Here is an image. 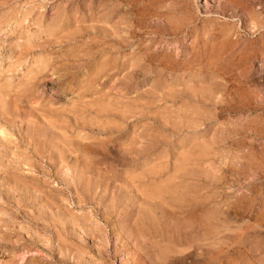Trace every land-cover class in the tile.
<instances>
[{
	"label": "rangeland",
	"instance_id": "1",
	"mask_svg": "<svg viewBox=\"0 0 264 264\" xmlns=\"http://www.w3.org/2000/svg\"><path fill=\"white\" fill-rule=\"evenodd\" d=\"M152 1L0 0V264H144L150 254L140 223L146 209L123 203L134 195L124 185L127 178L159 185L152 178L168 171L180 151L200 157L196 168L205 187L223 194L224 204L241 207L237 214L227 210L230 222L236 220L228 226L239 232L227 243L236 246L237 254L229 253L237 259L225 242L210 264H242L249 256L245 264H264V25L246 15L251 8L263 17L264 0ZM65 10L68 25L91 31L104 25L110 37V30L128 36L127 20L137 17L134 44L108 57L117 74H96L106 43L89 50L50 25ZM203 168L208 173L202 175ZM246 229L253 230L250 239Z\"/></svg>",
	"mask_w": 264,
	"mask_h": 264
},
{
	"label": "bare ground",
	"instance_id": "2",
	"mask_svg": "<svg viewBox=\"0 0 264 264\" xmlns=\"http://www.w3.org/2000/svg\"><path fill=\"white\" fill-rule=\"evenodd\" d=\"M152 1V0H151ZM151 1L149 0V4L148 5H150L151 4ZM159 1V0H158ZM175 1V0H174ZM177 1V0H176ZM183 1V0H182ZM235 1V0H234ZM242 1H244V0H242ZM140 2H141V0H140ZM139 2V4H142V3H140ZM145 2V1H144ZM153 2V1H152ZM155 2V1H154ZM163 3L165 2V1H162ZM173 5H175L172 1H170ZM184 2V1H183ZM182 2V3H183ZM237 2V1H236ZM130 3V2H129ZM136 3H138L137 1H136ZM167 3H169V2H167ZM178 3H181L179 0H178ZM143 4H147V1H146V3H143ZM154 4H156V3H154ZM158 4V3H157ZM160 4H161V2H160ZM159 4V5H160ZM171 4V5H172ZM177 4V3H176ZM185 4V3H184ZM243 5H245L244 3H242ZM247 4V3H246ZM163 5V4H162ZM166 4L164 3V5H163V7H162V9L163 8H166V6H165ZM240 5H241V3H240ZM249 5V4H248ZM138 6V5H137ZM143 6V8H144V5H142ZM153 6V5H152ZM155 6V5H154ZM158 6V5H157ZM176 6V5H175ZM251 6V5H250ZM136 7V6H135ZM146 7V6H145ZM156 7V6H155ZM159 7V6H158ZM180 7V6H179ZM178 7V8H179ZM183 7V6H182ZM185 7V6H184ZM183 7V8H184ZM242 7V6H241ZM248 7V6H247ZM92 8V7H91ZM99 8V7H98ZM140 8V7H139ZM138 8V9H139ZM150 8V7H149ZM167 8H168V6H167ZM169 8H170V6H169ZM183 8H181L182 10H183ZM188 8V7H187ZM246 8V7H245ZM94 9V8H93ZM142 9V8H141ZM148 9V8H147ZM157 9V8H156ZM159 9H161L160 7H159ZM159 9H157L158 11H159ZM162 9H161V11H162ZM172 9H173V7H172ZM90 10H92V9H90ZM137 10V9H136ZM144 10L145 11H147L146 10V8H144ZM153 10V9H152ZM168 10V9H167ZM247 10H248V8H247ZM156 11V10H155ZM184 11V10H183ZM185 11H186V9H185ZM188 11L189 10H187L186 12L188 13ZM258 11V10H257ZM93 12V11H92ZM147 12H149V11H147ZM157 12V11H156ZM177 12H178V10H177ZM247 13H246V15L248 14V16L251 18V20H252V18H255L256 20H258V24H260L261 23V25L263 24L264 25V16L263 17H261V15H260V13L259 12H256L255 10H252L251 8H249V10L248 11H246ZM91 13V12H90ZM136 13V12H135ZM138 13V12H137ZM151 13V15H152V12H150ZM154 14H155V12H153ZM163 13V12H162ZM167 13V12H166ZM170 13L171 12H169V17H171L170 16ZM179 13V12H178ZM177 13V14H178ZM186 13V14H187ZM245 13V12H244ZM93 14V13H92ZM92 14H90V15H92ZM139 15H140V12L138 13ZM142 14V13H141ZM143 14H144V12H143ZM142 14V15H143ZM147 14V13H146ZM153 14V15H154ZM157 14V13H156ZM165 14V13H164ZM172 14H174V13H172ZM176 13L174 14V17H175V15H177ZM184 14H185V12H184ZM189 14V13H188ZM191 14V13H190ZM60 16H58V17H56L55 19H54V22L52 21V23L50 24V25H52V26H57L58 28H59V30H57L58 32L59 31H65V37L67 38V39H69V40H80L85 46L84 47H87V48H89V50H92V49H90L91 47H94V46H99L100 44H104V43H106L107 44V47H104L102 50V54L101 55H99V56H101L100 58H104L103 60L104 61H102V59H100L101 60V62L99 61V67H98V69H100V70H98V71H96L97 69H95V71H96V74H97V72L99 73V72H103V73H105V76H113V75H115V74H117V73H114V71L116 70V69H114V68H116L115 66L113 67L112 65H110L111 67H109V62L112 64V62L114 61H112V59H113V55L115 54H113L112 53V51H115V52H117V51H119V50H121V48L120 47H122V48H125V47H127L128 46V43H131V44H134L132 41H130L131 40V38L133 37V38H135L134 36V33H135V30H134V28H133V26H134V24H136V22H138L137 21V17H136V19H134V21H132V20H127V22H129V23H131L130 25H128V27L129 28H127L128 29V36H126V34H125V36H121L119 33H121L120 31H118L119 33H116L115 31H113V30H110V31H112V36L110 37L109 36V34L111 33V32H109V30L108 31H106V29H108V28H106L104 25V27L106 28H104L103 26H98V25H94V30L93 31H91V30H89L87 27H84L81 23H78V24H69L68 25V19H70L69 18V16H67L68 15V13H67V10H65L62 14H59ZM136 15V14H135ZM142 15H140L141 17H142ZM160 15H161V12H160ZM167 15V14H166ZM182 15V14H181ZM138 16V15H137ZM148 16V15H147ZM158 16H159V14H158ZM157 16V17H158ZM178 16L179 17H181L180 16V13L178 14ZM244 16V15H243ZM95 17V16H94ZM124 17V16H123ZM132 17V16H131ZM135 17V16H134ZM133 17V18H134ZM144 17V16H143ZM146 17V16H145ZM151 17H153V16H151ZM162 17V16H161ZM164 17V16H163ZM173 17V18H174ZM186 17V19L185 20H188V15L187 16H185ZM184 17V18H185ZM189 17H191L190 15H189ZM245 17V16H244ZM159 18H160V16H159ZM159 18H158V20H159ZM176 18V17H175ZM178 18V17H177ZM183 17H182V19H184ZM193 18V17H192ZM128 19V18H127ZM143 19V18H142ZM146 19H148V18H146ZM149 19H150V16H149ZM148 19V20H149ZM157 19V18H156ZM165 19V18H164ZM170 20L168 21L169 23H170V21H171V18H169ZM254 19V20H255ZM139 22H141L142 20L140 19V17H139ZM154 20V19H153ZM152 20V21H153ZM162 20V19H161ZM166 20V19H165ZM173 20V19H172ZM179 20V19H178ZM254 20H252V21H254ZM131 21V22H130ZM177 21V20H176ZM183 21V20H182ZM79 22V21H78ZM92 22H94V21H92ZM146 22H147V20H146ZM149 22V21H148ZM151 22V21H150ZM158 22V21H157ZM157 22H155V23H157ZM162 22V23H161ZM159 21V23H161V24H165V23H167V21H165V23H163V21ZM178 22V21H177ZM181 22V21H180ZM185 22V21H184ZM187 22V21H186ZM74 23V22H73ZM102 23V22H101ZM129 23H124V24H129ZM158 23V24H159ZM98 24V23H97ZM133 24V25H132ZM139 24V23H138ZM141 24V23H140ZM146 24V23H145ZM151 24V23H150ZM177 24V23H176ZM86 25H87V23H86ZM126 25H124V27L126 26ZM143 24H141V26H142ZM157 25V24H156ZM255 25V24H254ZM51 26V27H52ZM74 26V27H73ZM111 26V25H110ZM138 26V25H137ZM137 26L135 25V27L137 28ZM140 25H139V27H141ZM155 26V25H154ZM164 26V25H163ZM166 26V25H165ZM192 26H193V24H192ZM253 26V25H252ZM256 26H257V24H256ZM193 27H196V26H193ZM259 27V26H258ZM257 27V28H258ZM57 28V29H58ZM114 28V27H113ZM116 28H117V26H116ZM120 28V27H119ZM149 28V27H148ZM121 29V28H120ZM125 29V28H124ZM144 29H145V27H144ZM154 29V28H153ZM156 29H158V28H156ZM160 29V28H159ZM159 29H158V31H159ZM163 29H164V27H163ZM165 29H167V28H165ZM191 29L193 30V28H191L190 27V31H191ZM56 30V29H55ZM116 30V29H115ZM123 30V29H122ZM138 31L139 30H141V29H137ZM145 30H148V29H145ZM161 30V29H160ZM196 30V29H195ZM254 30H255V28H254ZM54 31V30H53ZM125 31V32H126ZM142 31V30H141ZM149 31V30H148ZM151 31H152V29H151ZM154 31V30H153ZM163 31V30H162ZM225 31V30H224ZM123 32H124V30H123ZM147 32V31H146ZM197 32V31H196ZM226 32V31H225ZM249 32H251L250 30H249ZM140 33V32H139ZM187 33H189V32H187ZM201 33V32H200ZM207 33V32H206ZM58 34V33H57ZM57 34H55V35H57ZM60 34V33H59ZM137 34V33H136ZM191 34V33H190ZM214 34V33H213ZM225 34V33H224ZM227 34V33H226ZM259 34V33H258ZM217 35V34H216ZM262 35V34H261ZM142 36V35H141ZM214 36V35H213ZM230 36V35H229ZM253 36V35H252ZM57 37V36H56ZM65 37H63V39L65 38ZM228 37V36H227ZM256 37V36H255ZM57 38H60V37H57ZM65 38V39H66ZM156 38V37H155ZM62 39V40H63ZM148 39V38H147ZM146 39V40H147ZM151 39V38H150ZM236 39H238V38H236ZM235 39V40H236ZM57 40V39H56ZM261 40V39H260ZM148 41V40H147ZM152 41H154V40H152ZM226 41V40H225ZM237 41V40H236ZM252 41V40H251ZM102 42H104V43H102ZM183 42H184V39H181V40H177L176 41V43L177 44H183ZM227 42V41H226ZM253 42V41H252ZM255 42V41H254ZM222 43V42H221ZM225 43V42H224ZM224 43H222L223 45V47H224V45L226 44H224ZM245 43V42H244ZM264 43V42H263ZM82 44V45H83ZM106 44H104L105 46H106ZM155 44V43H154ZM228 44H229V42H228ZM238 44H240V43H238ZM242 44V43H241ZM103 45V46H104ZM142 45H144V44H142ZM194 45V44H193ZM253 45V44H252ZM255 45V44H254ZM102 46V47H103ZM131 46V45H130ZM140 46V45H139ZM150 46V45H149ZM225 46H227V44L225 45ZM240 46V45H239ZM249 46V45H248ZM256 46H258V45H256ZM84 47H83V50H84ZM205 47H206V44H205ZM242 47V46H241ZM259 47H261V46H259ZM192 48V47H191ZM222 48V47H221ZM252 49H254L253 47H251ZM262 48V47H261ZM260 48V49H261ZM263 48H264V46H263ZM86 49V48H85ZM99 49H100V47H99ZM207 49V48H206ZM232 49H234V48H232ZM244 49H245V47L243 46V51H244ZM257 49V48H256ZM260 49H259V51H260ZM89 50H87L86 49V53H87V55L90 53L89 52ZM200 50V49H199ZM258 50V49H257ZM262 50V49H261ZM204 51V50H203ZM228 51V50H227ZM248 51V50H247ZM253 51V50H252ZM254 51H255V49H254ZM99 53H101V51L99 50L98 51ZM256 52V51H255ZM97 53V52H96ZM111 53H112V57H110L111 56ZM119 53V52H118ZM199 53V52H198ZM205 53V52H204ZM227 53V52H226ZM244 53H246V52H244ZM257 53V52H256ZM261 53H262V51H261ZM110 54V55H109ZM147 54V53H146ZM200 54V53H199ZM239 54H241V53H239ZM238 54V56H240L241 57V55H239ZM247 54V53H246ZM258 54H260V52L258 53ZM86 55V54H85ZM89 55H91V54H89ZM93 55V54H92ZM138 55V54H137ZM234 55V54H233ZM249 55V54H248ZM253 55H254V52H253ZM122 56V55H121ZM245 56V55H244ZM243 56V57H244ZM251 56V55H250ZM249 56V57H250ZM255 56V55H254ZM253 56V57H254ZM257 56V55H256ZM260 56V55H259ZM85 57V56H84ZM107 57V58H106ZM112 58L111 60H109V58ZM145 57H147V56H145ZM176 57V56H175ZM247 57V56H246ZM96 58V57H95ZM173 58V57H172ZM178 58V57H177ZM226 58V57H225ZM256 58V57H255ZM88 59V58H87ZM86 59V60H87ZM97 60H99L98 58H96ZM179 59V58H178ZM235 59V58H234ZM236 59H238V58H236ZM241 59V58H240ZM244 59H246L245 57H244ZM86 60H84V61H86ZM90 60V59H89ZM92 60V59H91ZM116 60V59H115ZM187 60V59H186ZM193 60V59H192ZM242 60V59H241ZM240 60V61H241ZM128 61V60H127ZM177 61V60H176ZM225 61V60H224ZM229 61V60H228ZM238 61V60H237ZM244 61V60H243ZM247 61V60H246ZM250 61V60H249ZM115 62V61H114ZM175 62V61H174ZM231 62V61H230ZM236 62V61H235ZM242 62V61H241ZM81 63V62H80ZM84 63V62H83ZM89 63V62H88ZM98 63V62H97ZM130 63H132V61H130ZM138 63V62H137ZM164 63V62H163ZM189 63V62H188ZM237 63H239V61L237 62ZM87 64V63H86ZM167 64V63H166ZM241 64V63H240ZM249 65H250V63H248ZM252 64V63H251ZM83 65V64H82ZM117 66V65H116ZM232 65H230V67H231ZM234 66V65H233ZM232 66V67H233ZM85 67V66H84ZM96 67V66H95ZM143 67H144V65H143ZM237 67V66H236ZM245 67H246V65H245ZM244 67V68H245ZM83 68V67H82ZM130 68V67H129ZM235 68V67H234ZM233 68V69H234ZM244 68H242V69H244ZM114 69V70H113ZM120 69V68H119ZM248 69V68H247ZM250 69V68H249ZM115 72H117V70L115 71ZM93 74H94V71H93ZM92 74V75H93ZM213 74V73H212ZM95 75V74H94ZM104 76V75H103ZM160 76V75H159ZM92 78H93V76H92ZM103 78V77H102ZM117 78V77H116ZM161 78V77H160ZM99 79H100V76H99ZM113 79H114V77H113ZM92 80V79H91ZM94 80V79H93ZM210 81V80H209ZM207 82V81H206ZM208 83V82H207ZM217 85V84H216ZM212 86V85H211ZM236 96V95H235ZM239 97V96H238ZM231 98V97H230ZM235 98V97H234ZM245 98V97H244ZM231 100V99H230ZM222 101V100H221ZM229 101V100H228ZM241 101V100H240ZM245 101V100H244ZM226 102V101H225ZM232 102V101H231ZM243 102V101H242ZM247 102H248V99H247ZM239 103V102H238ZM238 103H237V105H238ZM245 103V102H244ZM249 104H251V103H249ZM92 106H93V103L91 104ZM242 105V104H241ZM240 105V106H241ZM252 105V104H251ZM257 105V104H256ZM89 106V105H88ZM91 106V107H92ZM220 106V105H219ZM225 106V105H224ZM234 106V105H233ZM232 106V107H233ZM248 106V105H247ZM250 106V105H249ZM258 106V105H257ZM90 107V108H91ZM235 107H237V106H235ZM252 107V106H251ZM93 108V107H92ZM223 108V107H222ZM234 108V107H233ZM254 108H256V106L254 107ZM259 108V107H258ZM94 109V108H93ZM226 109V108H225ZM238 109V108H237ZM96 110V109H95ZM102 111L101 109H98L97 110V112H96V114H98V112L100 113V111ZM218 112V111H217ZM205 115V114H204ZM261 127H263V126H261ZM180 128V127H179ZM179 128H177L176 130L175 129H173L172 131L176 134V133H178L179 131H180V129ZM259 128V127H258ZM253 129V128H252ZM256 130V129H255ZM257 131V130H256ZM260 131V130H259ZM172 132V133H173ZM255 133V132H254ZM222 134V133H221ZM259 134V133H258ZM230 135V134H229ZM245 136V135H244ZM214 137V136H213ZM218 139V138H217ZM213 140V139H212ZM234 140V139H233ZM171 141V140H170ZM215 141V140H214ZM244 141V140H243ZM225 142V141H224ZM236 143V142H235ZM196 145V144H195ZM197 145H200V143L198 144L197 143ZM204 145V144H203ZM215 145H216V143H215ZM240 145V144H239ZM249 145H251V144H249ZM212 146V144L210 145V147ZM221 147V146H220ZM216 149V148H215ZM218 149V148H217ZM213 150V149H212ZM210 151V150H209ZM222 151V150H221ZM178 152V151H177ZM214 152H216V154H217V152H218V150L217 151H214ZM187 152H178V158L176 159V160H174V161H171V162H169V164H170V168H169V170L168 171H166V172H164V173H161L160 175H158V176H156V177H153L152 179L153 180H159V182H160V184L159 185H157V184H151V186L152 187H146V186H144L145 184L144 183H140V182H133V180H130L129 178H127L126 179V184L124 185V186H129V188H130V186H131V189L133 188V192H132V190H130L131 192H132V194H134L133 195V198H132V195L130 196H128L127 198L126 197H124V196H122V197H124L123 199H121L122 201H123V203H124V200L126 201V200H129L131 203H136V204H138V206H140V207H144L145 209H146V212H145V216H143L142 215V218L140 219L141 220V225H143V230L145 231V242H144V245H148V247L150 248V252H148V248H146L147 249V255H148V253H150L148 256V260L146 259L145 260V258L144 257H146V256H144L143 257V261L145 262L144 264H210L211 263V260H213V261H215L216 259H214V255H213V259H209L211 256L210 255H212V253H214L215 252V248H216V246H217V244H224L225 242H226V244L227 243H230V241H231V239H230V235H232L233 234V232H235L236 233V231L238 230V228L237 227H239V226H237L236 228V231L233 229V228H235L234 226L233 227H229L228 225H229V223H230V226H232L234 223H235V221H234V223H231L232 222V219L230 220V218H228V217H230L229 215H228V213L227 212H229V211H240V210H238V208H241L240 206L238 207V204H235L234 202L233 203H228L227 202V205L226 204H224L223 202L225 201V198H224V200L222 199L223 197H221L223 194H218V195H216L218 192V190H217V188H216V190L217 191H215V189H214V191L216 192V194L214 193V191H211V188L212 187H210V189H208L207 188V186L205 187V183L206 182H200V180H199V178L200 177H198V175L199 174H201V173H198V170H199V168H198V165L200 164V162L202 161H200V157H198V155L196 156V155H193L194 157H192V152H191V155L189 154V155H187L186 154ZM210 153V152H209ZM211 153H213V151L211 152ZM194 154V153H193ZM205 155V154H204ZM251 155V154H250ZM199 156H203V155H201V154H199ZM218 156V155H217ZM222 156V155H221ZM76 157V156H75ZM205 157V156H204ZM214 157H215V153H214ZM223 157H225V156H223ZM203 158V157H202ZM213 158V157H212ZM220 158V157H219ZM216 159V158H215ZM220 159H223L222 157L220 158ZM76 160V159H75ZM210 160V159H209ZM200 161V162H199ZM206 161V160H205ZM218 161H220V160H218ZM204 162V161H203ZM212 162H214V161H212ZM208 163V162H207ZM233 163V162H232ZM205 164V163H204ZM209 164V163H208ZM212 164V163H211ZM210 164V165H211ZM215 163H213V165H214ZM227 164H230L229 162L227 163ZM201 165V164H200ZM211 166V168H212V170L214 169V171H215V169L217 170V167L215 168V166H218V172H220V170L221 169H219V164L218 165H215V166ZM231 165V164H230ZM208 166V165H207ZM225 166V165H224ZM228 167H229V165H227ZM227 166H225V169H226V167ZM198 168V170H197V168ZM200 167V166H199ZM203 167H204V165H203ZM214 167V168H213ZM227 167V168H228ZM221 168V167H220ZM224 168V167H223ZM206 169H207V167H206ZM224 169V170H225ZM230 169V168H229ZM209 169H207V171H208ZM211 170V169H210ZM223 170V171H224ZM227 170V169H226ZM202 171V173L204 172V171H206L204 168H203V170H201L200 169V171L199 172H201ZM206 171V172H207ZM222 171V170H221ZM228 172V171H227ZM166 173H168V174H166ZM208 173V172H207ZM225 173V172H224ZM232 173V172H231ZM166 174V175H165ZM210 174V173H209ZM212 174H214V178L213 179H215V180H222V177L220 178L219 177V179H218V177L216 176V175H218V173H216V175H215V172H213ZM223 174V173H222ZM202 175H204V173L202 174ZM207 175V174H206ZM223 175H225V174H223ZM165 176V177H164ZM169 176V177H168ZM201 176V175H200ZM212 176H211V178H212ZM202 177V176H201ZM205 179H207V177L206 176H203ZM217 179H216V178ZM208 179H210L209 177H208ZM207 179V180H208ZM211 180L210 179V181H214V180ZM227 179H228V177H227ZM238 179V178H237ZM188 180L190 181V183L191 184H194L195 185V183L193 182V181H195L196 182V186H192V187H188L190 184H189V182H188ZM193 180V181H192ZM198 182H197V181ZM230 180V179H229ZM231 180H232V178H231ZM192 181V182H191ZM202 181V180H201ZM209 181V180H208ZM224 181V180H223ZM222 182V181H221ZM227 182H228V180H227ZM234 182V181H233ZM236 182V181H235ZM238 182V181H237ZM208 183V182H207ZM214 183H217L216 181L214 182ZM219 183V182H218ZM239 183H241V182H239ZM247 183V182H246ZM143 184V185H142ZM210 184V183H209ZM221 184V183H220ZM225 184V183H224ZM143 187H142V186ZM208 185V184H207ZM226 185H228V184H226ZM211 186H213V183L211 184ZM218 186V185H217ZM222 186H223V188H224V185H223V183H222ZM220 187V186H219ZM231 187H232V185H231ZM126 188V187H125ZM124 188V189H125ZM128 189V188H127ZM220 189V188H219ZM222 189V188H221ZM227 189V188H226ZM225 189V190H226ZM126 190V189H125ZM213 190V189H212ZM225 190H223L224 192H225ZM229 190V189H228ZM127 191V190H126ZM128 191H129V189H128ZM222 191V190H221ZM230 191V190H229ZM130 192V193H131ZM219 193H221V192H219ZM125 195V194H124ZM226 195H228L227 193H226ZM232 195V194H231ZM224 196V195H223ZM228 198V197H227ZM230 198H232V197H230ZM229 199V198H228ZM246 200V199H245ZM223 201V202H222ZM232 201V200H231ZM130 202H127V204L129 203L130 204ZM251 202V201H250ZM122 203V204H123ZM222 203H223V206H222ZM225 203H226V201H225ZM239 203V202H238ZM135 204V205H136ZM241 204V203H240ZM244 204V203H243ZM263 204V203H262ZM226 205V206H225ZM123 206V205H122ZM224 206H225V209H224ZM253 206V205H252ZM121 207V206H120ZM119 207V208H120ZM124 207H125V204H124ZM238 207V208H237ZM242 207H244V206H242ZM246 208V207H245ZM250 208V207H249ZM251 209V208H250ZM125 211L127 210V209H124ZM227 210H229V211H227ZM248 210V209H247ZM252 210V209H251ZM128 211V210H127ZM244 211V210H243ZM122 212V211H121ZM252 212V211H251ZM133 213V212H132ZM236 212H233V214H235ZM241 213V212H240ZM256 213H258V212H256ZM142 214V213H141ZM237 214V213H236ZM249 214V213H248ZM139 215V214H138ZM231 215V217L232 216H234V215H232V214H230ZM251 215H253V214H251ZM258 215H260V214H258ZM263 215V214H262ZM140 216V215H139ZM138 216V217H139ZM264 216V215H263ZM105 217V216H104ZM133 217V216H132ZM222 217V218H221ZM223 217L225 218V220L223 219ZM108 218H110V217H108ZM112 218V217H111ZM110 218V219H111ZM228 218V219H227ZM262 218V217H261ZM113 219H114V217H113ZM112 219V220H113ZM139 219V218H138ZM219 219L221 220V219H223L222 220V222L220 221V223H219ZM233 219H234V217H233ZM236 219H237V217H236ZM246 219V218H245ZM106 220H107V218H106ZM229 220V221H228ZM248 220V219H247ZM108 221V220H107ZM231 221V222H230ZM113 222V221H112ZM224 222H226V224L224 223ZM227 222H229L228 224H227ZM264 222V221H263ZM115 223V222H114ZM117 223V222H116ZM239 224V223H238ZM242 224V223H241ZM249 224V223H248ZM115 225V224H114ZM237 225V224H236ZM235 225V226H236ZM243 225H245V224H243ZM242 225V226H243ZM116 226H117V224H116ZM247 227V226H246ZM252 227V226H251ZM232 228V229H231ZM242 228V227H241ZM244 228V227H243ZM245 229V228H244ZM249 229V228H248ZM255 229V228H254ZM116 230V229H115ZM240 231V230H239ZM243 231H245V230H243ZM243 231H240L241 233L243 232ZM250 231H252L253 232V230H249V231H247V229H246V232H245V236L248 234V238L250 239V235L251 234H253V233H251L250 234ZM257 231V230H256ZM116 232V231H115ZM255 232V231H254ZM237 233H239L238 231H237ZM247 233V234H246ZM118 234H119V232H118ZM116 235V234H115ZM235 235V234H234ZM236 235H238V234H236ZM235 235V236H236ZM242 235H243V233H242ZM117 236V235H116ZM235 236H232V240H233V238H235ZM239 236V235H238ZM244 236V238H247V237H245ZM118 237V236H117ZM122 237V235L120 236V238ZM241 238H243L242 236H240ZM226 238H229L228 239V241H226ZM242 239V242L243 243H246L247 242V240H249V239H247V240H245V239ZM236 239V238H235ZM252 239V238H251ZM237 241H238V238L236 239ZM244 240L246 241V242H244ZM106 241V240H105ZM235 241V240H234ZM236 241V243H238ZM241 242V241H240ZM239 242V243H240ZM126 243V242H125ZM146 243V244H145ZM232 243H233V241H232ZM235 243V242H234ZM233 243V244H234ZM252 243V242H251ZM258 243V242H257ZM100 244H101V242H100ZM108 244V243H107ZM256 244V243H255ZM62 244H60V246H61ZM123 245V244H122ZM241 245H243V244H241ZM240 245V246H241ZM59 246V247H60ZM116 246V245H115ZM125 246V245H124ZM227 247V252L229 253V252H234L235 251V248H236V246H233V245H229V244H227L226 245ZM232 246V247H231ZM239 246V247H240ZM63 247V246H62ZM61 247V248H62ZM220 247H221V245H220ZM248 247V246H247ZM251 247L253 248L254 247V245H251ZM261 247V246H260ZM116 248V247H115ZM218 248H219V246H218ZM218 248H217V252H218ZM238 248V247H237ZM244 249H246L245 247H243ZM252 248H250L252 251H254ZM60 249V248H59ZM63 249V248H62ZM71 249H72V247H71ZM105 249V248H104ZM117 249H118V247H117ZM121 249V248H120ZM146 249H145V251H146ZM219 249H222V247L221 248H219ZM240 249H241V247H240ZM240 249H237V251L238 250H240ZM255 250L256 249H258V246H257V248H256V246H255V248H254ZM77 250V249H76ZM107 250V249H106ZM115 251V250H114ZM222 251L224 252V250H221V253H222ZM242 251H244V250H241V252ZM56 252V251H55ZM62 252V254H61V256H64L65 257V254L63 253V251H61ZM82 252V251H81ZM97 252H98V250H97ZM108 251H106V253H107ZM119 252V251H118ZM251 252V251H250ZM260 252V251H259ZM146 253V252H145ZM219 253H220V250H219ZM219 253L218 254H216L215 255V257L218 259V260H220L219 258H220V256H222L221 254L219 255ZM226 252H224V253H222V254H225ZM236 252H234V254H235ZM238 253H239V251H238ZM243 253V252H242ZM241 253V254H242ZM253 253V252H252ZM255 253V252H254ZM254 253L252 254V255H254ZM258 253V252H257ZM64 254V255H63ZM74 254V253H73ZM101 254H103V251L102 250H100L99 249V255L101 256ZM120 254V253H119ZM227 254V253H226ZM237 254V253H236ZM240 254V253H239ZM238 254V255H239ZM256 254V253H255ZM77 255V254H76ZM109 255V254H108ZM152 255H154V256H152ZM219 255V256H218ZM233 255V254H232ZM243 255H245L244 253H243ZM242 255V256H243ZM151 256V257H150ZM219 258H218V257ZM227 256V255H226ZM225 255L223 256V257H226ZM229 256H230V253H229ZM228 256V257H229ZM247 256H248V254H247ZM76 257V256H75ZM74 257V258H75ZM140 257V256H139ZM228 257H227V261L230 259V257H229V259H228ZM241 257V256H240ZM246 257V256H245ZM250 257L251 256H249V257H247V258H249V260H250ZM259 257H260V255H259ZM62 258V257H61ZM78 258V257H77ZM100 258H103V256H101ZM138 258V257H137ZM134 258V259H136V260H138V259H140V258ZM147 258V257H146ZM150 258V259H149ZM233 258H234V255H233V257H231V259L233 260ZM235 258H236V255H235ZM234 258V259H235ZM247 258H244L245 259V261H249V260H246ZM261 258V257H260ZM105 259H106V257H105ZM127 259V258H126ZM133 259V260H134ZM224 258H222V260H223ZM237 259V258H236ZM242 259V258H241ZM256 259V258H255ZM140 260H142V259H140ZM225 260V259H224ZM230 261L231 263L232 262H235V261H238V260H234V261ZM251 260H252V257H251ZM139 261V260H138ZM137 261V262H138ZM217 261V260H216ZM241 260H239V262H240ZM244 261V260H243ZM244 261V262H245ZM136 261H134V263H135ZM242 262V261H241ZM242 263V264H245V263ZM133 263V262H132ZM142 263V262H141ZM214 263V262H213ZM222 263V262H221ZM228 263V262H227ZM238 263V262H237ZM237 263H235V264H237ZM124 264V263H123ZM129 264H131V263H129ZM224 264V263H223ZM230 264V263H229ZM234 264V263H233ZM247 264V263H246Z\"/></svg>",
	"mask_w": 264,
	"mask_h": 264
}]
</instances>
